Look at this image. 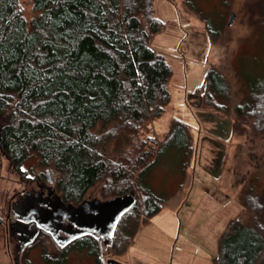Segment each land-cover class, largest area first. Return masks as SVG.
I'll use <instances>...</instances> for the list:
<instances>
[{"label":"trees","instance_id":"trees-1","mask_svg":"<svg viewBox=\"0 0 264 264\" xmlns=\"http://www.w3.org/2000/svg\"><path fill=\"white\" fill-rule=\"evenodd\" d=\"M153 3L31 0L33 14L27 20L19 0H0V156L23 179L33 173L24 169L31 160L46 175L53 170L56 195L66 205L79 206L97 184L102 201L129 197L130 207L104 241L113 257L126 253L140 224L163 204L141 185L160 154L155 139L142 132L163 116L172 77L163 56L148 45L164 29L153 15ZM184 5L204 23L213 44L223 24L210 21L196 0ZM216 71L206 73V88L223 84ZM198 103L223 110L208 95ZM236 114L264 135V86L249 103L236 107ZM189 136L188 127L173 120L161 149L170 142L184 148L187 139L189 150ZM135 191L142 193V202ZM240 204L243 215L219 237L212 264H264V187L260 193L243 191ZM89 234L73 236L75 241L56 259L45 251L42 259L62 264L67 253L86 251L93 264H121L100 255L97 237ZM24 262L31 264L28 257Z\"/></svg>","mask_w":264,"mask_h":264},{"label":"rangeland","instance_id":"rangeland-1","mask_svg":"<svg viewBox=\"0 0 264 264\" xmlns=\"http://www.w3.org/2000/svg\"><path fill=\"white\" fill-rule=\"evenodd\" d=\"M184 1L154 0L153 15L163 22L164 29L148 43L172 70L170 102L163 116L148 123L142 132L144 137L155 139L160 154L141 178V185L163 202L162 209L140 224L126 254L120 257H113L104 243L107 237L96 238L100 255L123 264L212 262L218 253L219 237L229 223L243 215L240 194L248 190L260 193L264 187V135L254 132L248 119L235 118L236 107L249 103L264 86V0H196L210 21L223 24L213 44L204 23L187 11ZM19 4L28 20L33 14L31 0H19ZM211 68L224 82L206 88V73ZM206 94L223 110L199 105L198 98L203 101ZM197 113L232 121L228 140H219L225 146V156L218 179L208 172L217 169L221 152L212 143L217 139L209 134L215 124ZM173 120L188 127L189 150L184 144L187 139L182 140L184 148L170 142L161 149ZM36 163L31 160L24 166L33 173L23 179L0 156V264H24L27 257L31 264H48L41 253L56 251L51 240L42 235L25 252L34 237L22 242L19 233L9 232L16 223L8 207L16 199L36 189L37 183L56 189L58 174L49 169L46 175ZM100 191V184L92 187L85 201H102ZM135 195L142 202V193L135 191ZM90 260L84 251L73 253L62 264H91Z\"/></svg>","mask_w":264,"mask_h":264},{"label":"flooded vegetation","instance_id":"flooded-vegetation-1","mask_svg":"<svg viewBox=\"0 0 264 264\" xmlns=\"http://www.w3.org/2000/svg\"><path fill=\"white\" fill-rule=\"evenodd\" d=\"M200 105V104H199ZM202 116V115H199ZM205 119L211 121V117H205ZM215 128L209 131L216 140H212V143L217 146L219 143V137L223 135V124L216 123ZM221 141V140H220ZM45 180L49 181V177ZM56 193L51 185H45V183H37V188L31 191H27L24 196L20 197V200L16 199L9 207L8 213L14 216V222L9 232L19 233V237L22 242L26 239L36 237L38 234L47 236L55 246V253H61L70 244L75 241V233H80V236L85 235V233L90 232L91 237L100 236V231L103 230V226L99 230L84 229L76 226L67 219L57 220L53 218V208L56 206ZM29 200V201H28ZM100 201V200H95ZM91 202V201H88ZM63 205H66L63 203ZM27 220L26 223H21L20 220ZM99 231V232H98ZM79 236V235H78ZM97 240V239H96ZM98 241V240H97ZM73 253H67L66 261L71 258Z\"/></svg>","mask_w":264,"mask_h":264},{"label":"water","instance_id":"water-1","mask_svg":"<svg viewBox=\"0 0 264 264\" xmlns=\"http://www.w3.org/2000/svg\"><path fill=\"white\" fill-rule=\"evenodd\" d=\"M233 19V14L230 15V21ZM197 115H203L198 114ZM205 117H211V120L223 124V135L218 136L221 141H227L231 134V121L229 119H220L213 114H204ZM221 152L218 161V167L216 170L208 171L209 174L218 179L221 173V167L225 156V146L223 143H218ZM56 206L53 208V218L60 220L62 218L67 219L76 226L84 229L99 230L103 226V230L100 231V236L106 238L110 235L112 227L117 218L125 211L132 203L129 197L118 198L109 201H84L79 206L74 207L72 205H63L60 198H55ZM29 201V200H28ZM20 221H27L21 219ZM99 232V231H98ZM80 233H76L73 236H77Z\"/></svg>","mask_w":264,"mask_h":264},{"label":"crops","instance_id":"crops-1","mask_svg":"<svg viewBox=\"0 0 264 264\" xmlns=\"http://www.w3.org/2000/svg\"><path fill=\"white\" fill-rule=\"evenodd\" d=\"M130 246V245H129ZM128 250V249H127ZM127 252V251H126ZM126 254V253H125ZM91 259V258H90ZM91 261V264H93V260L91 259L90 260ZM182 261V260H181ZM181 261H179V262H181ZM121 263V262H120ZM121 264H123V263H121ZM180 264H190L189 262H186V261H184V263L182 262V263H180ZM192 264H196V262H193ZM204 264H212V262H207V261H204Z\"/></svg>","mask_w":264,"mask_h":264}]
</instances>
